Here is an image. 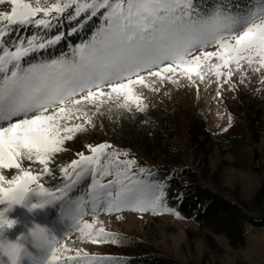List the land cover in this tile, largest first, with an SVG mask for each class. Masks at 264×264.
<instances>
[{"label":"snow or ice","instance_id":"1","mask_svg":"<svg viewBox=\"0 0 264 264\" xmlns=\"http://www.w3.org/2000/svg\"><path fill=\"white\" fill-rule=\"evenodd\" d=\"M5 4L10 11H0V169L19 171L10 179L0 173V205L6 206L0 209V264H101L105 257L80 250L62 259L63 235L75 230L93 244L119 243L115 234L103 227L95 230L83 220L101 209L179 216L166 203V182L149 179L151 169L138 168L135 159H120L128 153L103 142L88 144L91 154L80 152L62 168L64 182L55 190L38 183L40 174L22 168L19 161L35 159L48 173L50 158L64 151L65 141L86 131L83 123L69 126L68 121L92 124L93 116L104 115L102 106L110 100L122 96L120 108L130 112L131 100L143 113L147 105L135 93L136 85L159 91L166 81L177 83V76L194 82L195 74L202 80L204 68L214 71L218 83L225 75L230 82V66L240 70L241 61L254 71L264 68V0L244 5L214 0L210 6L201 0H0ZM94 18L99 24L87 39L46 58L49 49L65 39V21L75 25L67 35L79 36ZM18 28L39 34L13 38ZM57 29L58 34L51 35ZM33 56L38 58L33 61ZM88 104L95 112L85 109ZM110 175L114 179L101 182ZM88 177L86 194L73 198L70 193ZM15 204L30 209L59 204L68 227L58 237L35 225L11 240L5 226L11 228L15 221L6 212Z\"/></svg>","mask_w":264,"mask_h":264},{"label":"rangeland","instance_id":"2","mask_svg":"<svg viewBox=\"0 0 264 264\" xmlns=\"http://www.w3.org/2000/svg\"><path fill=\"white\" fill-rule=\"evenodd\" d=\"M0 11H10V5H0ZM91 24L98 26L99 19L94 18ZM69 46L74 45L70 44ZM207 50L213 51L214 49L209 48ZM35 60L33 58V61ZM213 63L216 61L213 60ZM230 67L233 69L230 82H225L228 79L225 75L220 77L218 83L214 71L209 72L207 68H204L202 80L195 74H193L194 82L189 81L187 77L177 76L174 77L177 83L166 81L159 86V91H154L151 85H136L134 91L142 97L141 103L146 104L147 108L181 101L189 104V109L176 115L174 142L179 148L187 152L190 164L198 165L199 163L198 158L193 155V149L189 148L187 136L188 123L193 109H198L205 114L208 119V128L212 132L217 133L228 128L231 133L240 135L243 139L233 153L222 156L215 148L209 156L210 171L220 170L223 185L219 184L217 187L213 178H208L204 182L213 188L222 189L221 186H223L228 192L237 188L239 196L249 201L260 183L259 175L251 168L252 158L255 154L254 149L256 148L259 157L264 158V138L255 147L247 141L248 131L245 127L244 106L241 103V98L257 91L264 92V68L254 71L249 68L246 61H241L240 70H237L234 64ZM255 67L259 66L254 64L253 68ZM221 71L226 73L227 69H221ZM242 79L243 83H241ZM218 92L220 95H217ZM124 102V98L121 96L110 100L108 103L121 104ZM128 103L132 111H137L134 101L129 100ZM83 106L90 113L95 112L93 105ZM74 123H83L86 131L74 134L71 141H65L64 151L54 154L48 162L50 172V167L61 160L58 169V175L61 176L60 180H55L52 172L51 174L45 173L43 171L44 166L35 159L28 161L23 158L19 161L22 168L30 170L34 174H40L41 179L38 183L50 190H55L56 187L63 185L64 178L61 169L68 167L73 159H78V153L91 154L87 148L88 144L96 145L103 142L112 145L113 148L120 149L107 136L102 126V118H99L98 115L93 116L92 124L85 123L83 119L68 121L69 126ZM127 153V157L121 156L120 159H135L138 168L148 169V166L155 163L153 158L143 159L142 157L140 160L130 152ZM138 156L141 157L140 154ZM69 170L71 169L69 168ZM18 171V169H0V173L9 179ZM148 178L154 180L153 173ZM112 179H114V175L105 176L101 182L107 183ZM90 183L91 178H86L70 195L76 198L86 194ZM32 186L35 187L36 185ZM33 202L37 201L34 199ZM4 207L6 206L0 205V209ZM6 215L15 221L11 228L5 226L4 234L11 240H15L22 233H28L35 225L46 227L59 237L66 231L69 224L67 220L61 219L59 204L33 209L22 204H15L7 210ZM83 220L91 223L95 230L103 227L105 232L116 236L132 235L145 239L158 250L174 256L185 264H264V226L257 227L248 223L245 232L246 243L238 249L230 247L223 235H215L216 240L224 249L223 253H216L208 247L205 232L201 231L195 222L186 220L180 215L176 216L175 212L158 211L153 214L151 211L139 212L124 208L119 212L109 213L101 209L96 215L86 214ZM93 234L95 235V231ZM105 239L110 238L106 237ZM63 243L65 248L59 253L62 259L75 256L77 250H80L81 253L87 252L92 256L105 257L106 259L101 264H118L121 259L130 255V252L113 243L93 244L89 238L81 236L75 230L70 234L63 235ZM109 257L111 259H107ZM68 264H83V262L68 261ZM93 264L96 262L93 261Z\"/></svg>","mask_w":264,"mask_h":264},{"label":"trees","instance_id":"3","mask_svg":"<svg viewBox=\"0 0 264 264\" xmlns=\"http://www.w3.org/2000/svg\"><path fill=\"white\" fill-rule=\"evenodd\" d=\"M201 2L210 6L214 0ZM226 2L244 5L249 0ZM72 26L75 25L64 22L62 30L65 32V39L55 49H49L47 58L68 52L70 44L81 42V38L87 39L96 25L90 23L79 36H69L67 33ZM60 30L57 29L51 35L58 34ZM38 34V31L31 28H18L13 32V38H28ZM41 56H44L43 52ZM241 103L244 106V122L248 131L246 139L255 147L264 138V92L247 94L241 98ZM119 105H103L104 115H98L102 118V126L107 136L117 147L140 160L142 157L153 158L155 163L148 166V169H151L154 180L166 182L168 207L179 212L182 218L195 222L199 229L205 232L207 245L212 251H224L215 238L217 234L223 235L230 247L238 249L246 243L245 232L248 223L257 227L264 226V158L259 157L256 148L251 168L259 175L260 183L252 198L246 201L239 196L237 188L228 192L223 186L222 189L213 188L204 182L213 178L217 187L219 184L223 185L220 170L210 171L209 156L215 148L222 156L233 153L243 139L240 135L231 133L228 128L227 131L212 132L208 128L205 114L193 109L187 128L189 148L193 149V155L199 161L198 165H193L188 162L187 152L174 142L175 118L179 112L190 108L187 102L163 103L147 108L143 113L132 110L128 112ZM60 164L61 160H58L50 167L49 174L52 172L55 180L61 179L58 175ZM117 237L120 242L116 245L130 252L129 256L118 260V264H185L138 236Z\"/></svg>","mask_w":264,"mask_h":264}]
</instances>
